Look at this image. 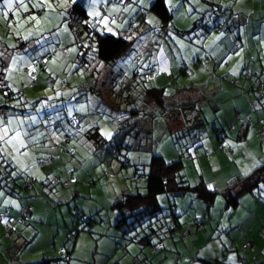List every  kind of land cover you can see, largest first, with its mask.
<instances>
[{
	"label": "crops",
	"instance_id": "obj_1",
	"mask_svg": "<svg viewBox=\"0 0 264 264\" xmlns=\"http://www.w3.org/2000/svg\"><path fill=\"white\" fill-rule=\"evenodd\" d=\"M153 1L154 0H142L141 2V0H130L127 6L122 10L118 4H109L106 0H94V2L93 0H76V2H80L85 7L90 18L94 19L95 17H98L101 19L102 17H107V28H111L114 31H120L123 34H132L134 37H136V34L132 32V27H134L137 22L138 24L136 26L141 28V30L145 29V31H147L149 29V21H151L150 19L152 16L147 10ZM214 1L216 0H165V3L172 11L173 27H177L185 32V30L192 27L194 20L198 18L204 10L213 8L214 11H218L216 7L223 9L222 3H220V6L216 5V7H214ZM37 2L38 0H25L30 11L25 12L23 9H19L20 14L17 17L15 15L17 9L13 8L12 10H8L7 6L4 4V0H0V44L3 45L0 47V49L2 48L0 52L4 54L3 59L6 61L5 80L9 89L13 91L14 89L21 88L20 85H23V83H26V85H29L30 87L37 86V83L34 86H31L29 84V75L20 71L21 67L27 63L22 56L27 54L11 53L6 59L4 53V48L15 49V47H19L17 50L22 52L24 47L32 43L35 36L31 35L30 32L35 30L36 22L28 19L30 15H36L37 17L39 15L47 16L51 11L52 13L57 14L49 15L48 24L53 26L56 21H58L57 23L60 26H57L59 33L61 32L60 35H63L65 40L68 41L65 48L67 54L70 53L77 55L79 52L78 44L76 42L77 39L70 28V22L75 19L71 11V5L73 4L72 0H68L66 6H62L65 4V0H48L52 7L45 9L33 8L32 5ZM241 6V4L237 3L233 4V6L228 5L230 11L228 14L225 12V18L222 21H230V23L237 24L241 18V22L244 24L241 27V32H244V27L247 26L248 22L251 23L250 32L253 29H256V32L264 30V13H261L262 9L253 5L250 10L246 11V8L240 9ZM52 8L53 10H51ZM4 11H8L7 17H4ZM145 11H147L146 16H139L137 17L138 21H136V23L133 25L130 24L129 18L131 16H138L141 12ZM95 13H99L100 15L96 16ZM232 13H234V15ZM240 14L243 15V17L239 16ZM53 16L56 17L55 21ZM250 17H253L258 23L252 22ZM152 18L153 21L156 22L155 17L153 16ZM113 20L115 21L114 24L112 23ZM209 22L210 20L206 22L202 21L199 28L191 34H188L186 37L178 36L175 32V35L172 33L169 37L167 36L166 38L163 37L162 39H156L155 42L151 39L154 46L156 44V47L153 46L150 52H135L142 48L140 47L139 41L136 39L132 49L120 58L127 59L128 57V60L131 61L130 68L133 70L134 77L136 74L146 75L153 71V76L147 78L152 80V85L154 84L159 87L165 86L166 93L169 96L167 100L180 102L182 105L179 104L180 108L182 107L185 110L182 112L177 110L179 112L173 113L174 117H178L175 118L176 122L181 121V125H178V128L185 129V125H190L185 122V118L189 119L191 116H194V119H200L197 128H199L201 133H196L197 131H195V127H193L191 129L194 132H192L191 137L194 139L193 143H199L208 150V154H205L204 151L202 152V158H208V161H211L215 157L217 162H223L226 160V157L220 153L216 147V141H218L220 142V146L222 145L225 148H233V155H229V157L236 160L238 167H243L242 175L245 176L250 173V171L258 168L260 164L264 163V134H261L260 132V128L264 122V88L260 93L257 92L258 89H256L258 83L264 81V42L260 39H255L253 45L250 43L246 46L242 42V38L233 35V33H228L229 30L216 31L213 29L207 31L208 27L211 26V23L209 24ZM53 30L54 27H52L51 31ZM253 33H255V30H253ZM145 43L149 44V41L147 40ZM232 44H240L242 47L232 48ZM249 47L250 55H252L251 59L248 58L249 53L246 51H249ZM44 50L45 47L41 48L39 51ZM240 51H242V53H240ZM205 53H208L210 56L207 62L203 61ZM239 54H241V58L236 64L232 65V61L228 62L232 57ZM255 55L257 56V60H255ZM144 58L147 60L145 68H140V64H135V61L140 63L139 61ZM177 58L183 61L186 60L189 65H192V67H189L191 70V73L189 74L190 79L186 84H182V87L174 86V88H171L168 79L174 75L176 69H179V74L183 73L181 75L189 73L186 69L187 65L186 67H181V62L175 64L171 63L174 59L178 60ZM246 59L250 60L251 69L256 73V76L251 79L243 78L242 84L241 78L236 84H231L229 79H237L236 75H238L240 71L242 72L240 67L241 64H243L242 61L244 62ZM13 60L20 62L15 63L12 67L11 61ZM257 62H262V64ZM49 63L50 59L47 60V65ZM89 67H91V65ZM12 71H15V73ZM106 74L107 72L104 71L102 76L105 78ZM39 75L40 73L37 75L36 82H38ZM163 75L166 77V80H164V82H159V78ZM222 75H225L227 79L222 78ZM102 82L104 83V81ZM12 84H14V87L16 88H12ZM237 84L240 86H238L240 89L235 88L237 87ZM254 98H263L262 100H259L260 106L258 104L259 107L257 108ZM169 101L167 104L170 105L171 101ZM192 101L196 102L194 103V107L197 110L192 107L193 105L190 103ZM19 104L23 105L22 109L17 108V103L15 104L16 107L12 108L13 113L19 111V114L13 116L9 115L8 118L5 119L7 124L13 125L14 128L17 129V123H20L21 119H37V122L39 121L37 115L32 111H29L30 108L27 106V103L22 102ZM145 109L149 113L146 114V112H143ZM237 113L240 114L241 117L250 115L252 117L251 122L245 125L242 122L237 121L235 118ZM77 116L79 119L83 117L80 115ZM129 116L131 117V120L137 121L141 119L142 122H147V124L150 125L149 130L151 133L153 130V122L151 124V120H158L160 119V116L161 119H163L158 108L153 105V102L144 97L140 101V108L134 109V112H131L130 114L127 111L125 112V118H129ZM163 116H167V114H163ZM142 117L146 119L143 120ZM117 118L118 116L115 115L114 118L111 116L108 119L102 120L108 122L109 119H113V129L117 131L118 121L121 120ZM9 121H11V123H9ZM54 121L55 124L57 122V124L60 125V133L58 136L49 131L47 134L32 137L33 140L29 142V146L33 149L38 146L36 143H42L43 141H50V143H48L46 147L40 146L42 144L39 143V146L42 147L41 151H38L37 149L32 152L30 150L27 151L26 154L29 156L28 160L25 159L26 154H22L21 156L27 163V166L31 169V179L29 180V176H27L22 182L20 179L14 182V187L17 189L18 193L15 192L10 194L4 191L6 195L16 197L17 202L9 203L8 199L1 198L6 203L4 206L6 211L2 216L0 212V234L3 229H6L8 226H12V230L9 232V238L3 237V239L0 235V247L3 248L2 251L0 250V264H42L43 262H49L51 260H59L58 258H53V256H44V252H42L41 260L32 261V257L25 253V250L31 253L29 245L36 239L39 244L42 242H49V245L55 244L56 234H59L60 242L58 245L61 246L62 242L64 243L67 241L66 234L71 226L69 233L73 227L77 226L76 228H80L81 222L78 220L77 212H80V214L87 218L89 217L85 205H90V203L86 198H91L93 196V190L90 191V185L88 187V191L90 192H84L81 190L87 185V182H85L86 184L82 182L86 180H84L85 178H83L81 174L84 172L92 173L91 171L94 169V166L92 169L83 166L84 157L80 160L75 158V151L77 152L78 148L75 147V150H72L71 148H60L59 145L62 142H65L64 140L68 143L69 137L73 136L74 133L79 130L84 132L83 134L86 137V131L95 125V123H93L94 120L90 121L89 127H85L81 126V123L83 121L86 122L87 119H80V123L78 121L77 127L74 128L72 132H68L65 129L62 118ZM209 121L213 125V128L210 131L208 129ZM1 124L2 123H0V125ZM36 127H38V125ZM221 129L226 132V136L222 141H219V138L216 137V133ZM116 133L117 132H115V134ZM24 138H27V136H24ZM134 147L138 149V145H135ZM81 153H83L84 156H94L95 149L92 150L90 154L87 151H81ZM195 156H201V154ZM48 157L53 158L51 163L44 167L37 166V161L40 158ZM191 160L195 162L196 159L191 158L188 162ZM196 161H199V159ZM229 162L231 167L228 168H224L225 166L223 164L219 165L221 167V176L224 178L223 181L225 182L230 181L231 177L235 175L230 174V172L232 171L233 173V169L235 171L237 169V167L235 168L233 161L230 160ZM80 166L81 168H79ZM200 166L201 165H199V168H201ZM66 171H69V173L66 174ZM106 173L107 171L103 172V174ZM50 178H53L52 181L50 180L47 182ZM56 178H59L60 181H56ZM71 178L74 180H71ZM106 178L107 182L105 183L98 184L97 181H93L96 183L94 185H96L97 191L102 192L104 197L106 194L103 188L110 190L111 194L116 191L117 188L121 191L125 190L127 182L121 179V177L112 176ZM31 180H33L32 183ZM66 180H69L70 182L67 183ZM77 183L80 184V189ZM20 184L22 185L21 189ZM56 186H58L59 189H54ZM238 187L239 186H237L235 190H237ZM65 189L66 193L64 191ZM212 189L214 188L212 187ZM119 193L121 192L119 191ZM79 196L85 197L84 200L81 199L83 206L78 204ZM72 197L75 198V206H77V212H75L77 215L76 218H74L72 213V207L70 206L69 208L62 204L64 201L71 200ZM116 197L117 196H113V201ZM260 199H262V201ZM91 201L94 200L91 199ZM30 204L34 207L33 211L31 213L28 212L23 214L22 219L18 220L17 217L20 216L21 209ZM255 207L256 210L260 207L258 212H255ZM227 208L229 209L230 207L225 206V209ZM224 212L229 214L226 210H224ZM41 216L44 217L42 218ZM28 218L34 220L32 225L31 223H26ZM227 218L231 220V223H228L227 225V237H229L230 243L227 247L223 244V248L227 250H234L236 248V255L233 258L234 261L233 263H229L228 260H226L228 256L224 254L221 261L209 262L212 260L211 259L206 261V264H237L240 262V257L243 255L251 259L248 264H264V253L261 252V246L264 242V192H259L258 194L256 192H246L241 194L237 205L231 208V212L227 215ZM54 219H57L55 223H52L54 227L53 230H55L53 233L54 235L52 234L49 239H45L46 233L44 230L42 231V228H45L50 221ZM5 220H7L8 223H4ZM36 221L38 223H35ZM15 226L17 228L16 231ZM30 230H32V232H30ZM77 236L78 233L72 241H75ZM250 239L255 242L254 248H251L248 251H243L242 247L244 243ZM29 241L30 243L27 244ZM114 242L116 243V240ZM164 244L165 241L164 243L161 242L162 247ZM128 247L134 249V255L139 252L133 243H130L129 245L126 244L125 250H127Z\"/></svg>",
	"mask_w": 264,
	"mask_h": 264
},
{
	"label": "rangeland",
	"instance_id": "obj_2",
	"mask_svg": "<svg viewBox=\"0 0 264 264\" xmlns=\"http://www.w3.org/2000/svg\"><path fill=\"white\" fill-rule=\"evenodd\" d=\"M233 3L241 4L242 6L240 9L246 8V11L250 10L251 7L255 5L262 9L261 13H264V0H233ZM51 10H53V8ZM52 14L57 15L51 11L47 16H38L41 23L39 25L35 23V30L31 31V35L35 37L30 45L24 47L22 52L17 50L19 47H15V49L4 48L6 59L11 53L27 54L22 56L27 63L24 64L20 70L27 75L33 71V64L38 58L45 56L47 60L50 59V63L44 68V70L39 71L40 75L37 86L30 87L29 85H26V83H23V85H20L21 88L14 89L13 92L15 93H18L19 91L23 92V95L20 98L15 97L14 99H6L3 98V94L0 93V105L5 103L4 105L9 106V115H18L19 111L13 113L12 108L16 107L15 104L17 103V108L22 109L23 105L19 103L23 102L27 103L29 108L32 104L35 105V107L30 108L29 111L35 113L39 120L37 122V119H21V122L17 123V129H15L13 125L7 124L5 119L0 120V123H2L0 129L5 127L8 128L9 137L15 135L16 132H20V140L26 145V147H20V142L14 141V147L13 145H6L3 141H0V150H5L3 157H0V171H4V165L7 162L13 166L14 175L22 178L20 180L21 182L24 181L27 176H29L30 180L32 177L31 169L21 157L22 154L29 150L31 152L36 149L41 151L42 147L40 146L46 147L47 144L50 143V141L39 142L42 144L40 146L39 143H36L39 147L37 146L38 148L36 147L33 149L29 146V142L33 140L32 137L47 134L49 131L58 136L60 133V125H58L57 122L55 124L54 120L57 121L58 119L60 120V118L63 120L65 129L68 132H72L76 127H71L67 122V119H70L73 114L83 116L80 119H87L86 122L83 121L81 123V126L89 127L90 121L94 120L93 123L98 126L100 135L105 138V142L103 143V146L99 147L96 145V148H94L95 144L89 142L84 136V132L79 130L76 131L73 136L69 137L68 143L64 140L65 142H62L59 145L60 148H71L72 150H75V147L78 148V151H75V158L80 160L84 157L83 166L90 167V169L94 166V169L91 171L93 174L90 172H84L81 174L82 177L85 178L84 180L89 182L88 185H85L81 190L84 192H90L93 190V196L91 198H86L90 205H85V209L88 212L87 215L93 220V223L89 225L91 232L89 233V231L81 230L80 228L83 225L81 222L80 228L77 229L78 236L75 241H72L70 237L69 230L71 229V226L66 234L67 241L65 240L66 242H62L61 246L58 245L60 242L59 234H56L55 244L49 245V242H42L39 244L37 239L31 243L29 241L27 244L30 243L29 250H31V253L27 250H25V253L32 257V261L41 260L42 252H44V256H53V258L62 260L64 255L67 254L64 253L63 249H65L69 251V253L68 257L62 261L64 264H136L134 261V249L128 247L127 250H125V245H129L130 242L125 240L126 237H120L119 230L114 226L117 212L113 210V213H115L113 214L109 209L110 204L114 202L113 196L118 197L124 191L117 188L116 191L111 194L110 190L103 188L106 194L104 197L102 192L97 191L96 185H94L96 183L93 181H97L98 184L107 182L106 175L103 174V172L107 171L111 173L113 177H121V179L127 182V186L130 188L144 192L145 182L139 177V174L147 171L146 164L149 162L151 155L160 154L165 158H178V155L185 152L184 148L187 145H191L194 139L191 137L190 133H187V131L185 132V129L172 131L169 121H167L162 115V120L153 119L152 121L153 131L150 133V140H148L147 143L149 149L143 147V145L146 144L145 138H141L143 136L145 137L146 134L144 135V132L141 133V131H135L133 134L127 135L125 142L131 141L141 147L138 149L134 147L130 150L123 148L120 152V156L113 157L111 153L113 146L120 139L121 131L122 133H125L127 129L123 128L118 136H114L116 130L113 129V125L104 122L102 119H108L111 116L114 118L115 115L118 116L117 119H124L126 111L130 112L136 108H140V101L144 95H147L146 89L151 87V84L143 78L134 77L133 70L130 68L131 61L128 60V57L127 59L120 58L115 64H113L114 66L111 65L112 67H108L99 63L100 61L96 57L94 59L90 58L89 53L85 54L84 57H77L70 53L67 54L65 48L68 41L65 40L63 35H60L61 32L59 33L58 30V27H60L57 23L58 21H56L53 26L48 24L49 15ZM152 17L150 19L151 21H153ZM53 19L55 21L56 17L53 16ZM250 19L252 22L258 23L253 17H250ZM137 24L138 22L135 24L133 32L140 37L137 38V40L142 48L135 52H150L154 46V43L151 40L153 36L150 34V30H141V28L136 26ZM52 27H54L53 31H51ZM250 29L251 23L248 22L247 26L244 27V32H241L242 42L246 46L250 43L253 45L255 39H260L264 42V30L256 32V29H253L255 30V33H253V30L250 32ZM147 40L149 41V44L145 43ZM43 47H45V50L39 51ZM231 47L241 48L242 46L240 44H232ZM246 51L249 53L248 58L251 59L252 55H250V47L249 51ZM240 53H242V51H240ZM240 58L241 54L232 57L228 62L232 61V65H234ZM256 58L257 56L255 55V60H257ZM177 59L178 60L174 59L171 63L175 64L181 62V67H186L187 65L186 69L189 73L181 75L183 73L179 74V69H176L174 75L168 79L171 88H174V86L182 87V84H186L190 79L189 74L191 73V70L189 67H192V65H189L186 60L183 61L179 60V58ZM13 61H11L12 67L14 66ZM18 62L20 61H15V63ZM139 62L140 63L135 61V64H140V68L146 67L147 60L145 58ZM97 63H99V71L97 69ZM257 63L262 64V62ZM88 64H91V67L94 64V73H92V68L89 67ZM240 67H242V64ZM104 71L107 72V77L105 78L106 82L103 84L101 83V76L104 74ZM12 72L15 73V71ZM240 73L242 72L240 71L236 77L238 81L241 78L242 84V79L245 77ZM164 80H166L164 75L159 78V82H164ZM236 86V89H240L238 88V84ZM11 87L16 88L14 87V84H12ZM24 96L26 97V101H24ZM254 99L256 102V98ZM262 99L263 98H260L259 100ZM258 104L260 106L259 102ZM258 104L256 105V108L259 107ZM174 109L182 110V107L175 106ZM143 112H146V114L149 113L146 109L143 110ZM143 122L142 129L149 133L150 125L147 124V122ZM185 122L191 124L189 119ZM171 124L173 126H178L181 125V121L176 122V120H172ZM37 125L38 127H36ZM190 126L185 125V128L189 129ZM212 126L213 125L209 121V131L212 130ZM198 130L199 128L195 129V131ZM107 133H111V135L109 136ZM0 134H2V132H0ZM24 136H27V138H24ZM216 143L217 149L226 157V160L223 162H217L215 157L211 161H208V158H202V154L201 156L193 157V159H199V161L195 160V162L192 160L188 162V158H184L185 174L191 182H197L201 179L207 183L209 187L216 189L217 196L214 204L210 209L203 211L202 209H199V203H190L189 196L177 197L175 211L179 215V220L181 222L180 226L174 228L172 232L168 230V232H163L151 237V242L156 243V245L159 243L161 244V242L164 243L165 241L163 247L161 245L160 248L158 247L157 251H149V246L134 244L139 252H142L143 249V254L147 255L146 257H143V261L141 260L137 264H206V261L211 259L214 262V258L221 260L224 254L228 256L226 260H228L229 263H233V258L236 255V248L234 249L235 251L233 249L227 250L223 248V244L227 247L230 243V239L227 237V225L228 223H231V220L227 218V215L230 214L231 208L225 209L226 200L222 191L232 183H236L234 178L243 174V167H238L236 160L227 156L226 152L222 150L220 142L216 141ZM17 149L19 150L17 151ZM94 149V156H84L83 153H81V151H87L90 154ZM124 155L128 159L127 165L123 164L124 157L122 156ZM25 159H29L28 154H26ZM230 160L233 161V164L237 169L236 171L233 169V173L232 171L230 172L232 175L235 174V177L233 176L230 181L225 182L223 181L224 178L221 176V167L219 165L223 164L225 166L224 168L231 167ZM199 165H201V168H199ZM79 168H81V166ZM52 179L53 178L48 179L47 182L50 180L52 181ZM89 185L90 191H88ZM78 186L80 189V184H78ZM54 189L59 188L56 186ZM64 191L66 193V189ZM119 191L121 193H119ZM0 192L4 193L3 198L17 202L16 197L6 195L3 190H0ZM1 198L2 197H0V201H3ZM84 198L85 197L83 196H79L78 204L80 206H83L81 199L84 200ZM91 199L94 201H91ZM260 200L262 201V199ZM5 204L4 201L0 203L1 216L5 211ZM62 204L69 208L71 206L74 211H72L74 218L77 217L75 214V212H77V206H75L74 197H72L71 200L64 201ZM259 208L260 207L256 210L255 207V212H258ZM224 210L228 211L229 214L224 212ZM41 217L43 218L44 216ZM57 219L50 221L45 228H42V231L44 230L46 233L45 239H49L50 235L52 236L55 232L52 223H55ZM32 222H34V220L31 218L26 220L27 224L31 223L32 225ZM35 223L38 222L36 221ZM168 225L165 227L166 229L171 227V225L169 227ZM16 229L15 226V231ZM11 230L12 226L3 229L0 234L1 237L9 238L8 233L11 232ZM77 230H73L72 233H75ZM30 232H32V230H30ZM115 240L118 243H115ZM2 249L3 248L0 247L1 251ZM261 249L264 250V243L261 246Z\"/></svg>",
	"mask_w": 264,
	"mask_h": 264
},
{
	"label": "trees",
	"instance_id": "obj_3",
	"mask_svg": "<svg viewBox=\"0 0 264 264\" xmlns=\"http://www.w3.org/2000/svg\"><path fill=\"white\" fill-rule=\"evenodd\" d=\"M130 0H106L109 4H118L121 9L123 10L128 2ZM215 3V4H214ZM214 7L220 6V3L223 5V9L216 7L218 11H214L213 8H208L204 10V12L201 13V15L194 20V23L190 29L185 30V32L181 29H178L177 27H173L172 22V11L167 7L165 0H154L149 9L147 11L150 12L151 16H154L156 19V22L152 21L149 26L150 34L153 36L151 38L152 40H155L163 37L166 38L169 37L172 33L175 35V32L178 34V36L186 37L188 34H191L193 31L197 30L199 26L201 25V22L210 20L209 24L211 26L208 27L207 31L210 30H229L228 33H233V35H237L239 38H241V27L244 25L243 22H241V18L239 19V22L237 24L228 22H223L222 20L225 18V12L226 14L229 13L230 7L233 6V0H216L214 1ZM236 4V3H235ZM71 11L72 15H74L75 19H73L70 22V28L75 34V37L77 39V44L79 48V52L77 53V57H84L85 54L89 53L90 58L94 59L95 57L100 61L102 65H106L108 67L114 66L115 62L119 60V58L124 55L125 53H128L135 43L136 39L138 38V34H136V37L132 34H123L120 31L112 30L109 32L107 30V27L102 25L99 21L100 18L95 17L94 19L90 18L87 11L85 10V7L80 2H75L71 5ZM147 11L141 12L138 16H131L129 18L130 24L136 23L137 17L139 16H146ZM211 11V12H210ZM234 15V13H232ZM216 16V17H214ZM242 16L243 15H239ZM214 17V18H213ZM135 28L132 27V32ZM82 36V38H81ZM158 45V44H157ZM3 45L0 44V47ZM156 46V44H155ZM2 48L0 49V51ZM90 51V52H89ZM1 53V52H0ZM4 56V55H3ZM3 56L0 57V93H2V97L6 99H13L15 97H21L23 95L22 91H19L18 93L13 92V90L9 89L7 86L6 80H5V72H6V61L3 59ZM210 56L208 53H205L203 56V61L207 62L209 60ZM39 61H43L44 65L40 66L37 65ZM94 63V62H93ZM99 63H97V69L99 68ZM246 64H249V69L252 71V75L246 74L244 71V66ZM89 65V64H88ZM91 65V64H90ZM89 65V66H90ZM112 65V66H111ZM47 67V59L45 56H42L41 58H38L34 64L33 69L35 71H32L29 73L30 82L31 85V79L33 74L34 84L31 86H34L37 82V75L39 74L40 70H44V68ZM92 73L95 71L94 64L92 66ZM242 75L246 78H253L256 76V73L251 69V62L250 60L246 59L244 60L242 64ZM107 75V74H106ZM153 76V71L144 75V74H136V78H143L149 84H151V87L146 89L147 95H144L145 99H148L149 101L153 102V105H155L159 113L161 115L167 114V116H164L167 121H169V125L171 127V130H178L181 128H178L176 125H172V120H176L173 113L179 112L175 108V106H179L180 102L177 101H171V104H167L169 100L168 95L166 93V87L165 86H155L152 85V80L147 79ZM107 76H105L106 78ZM103 76H101V81L106 82ZM222 78L227 77L225 75H222ZM232 80H236L235 83H232ZM236 78L229 79V82L231 84L237 83ZM103 83V82H102ZM103 83V84H104ZM264 88V81H261L257 85V92H261V90ZM100 97V96H98ZM101 98V97H100ZM24 101H26V97L24 96ZM169 101V102H170ZM259 98L256 99V104H258ZM4 103V102H3ZM195 108L196 102L192 101L190 102ZM5 104V103H4ZM0 105V110L6 111V117L3 119H7L9 116V106L7 105ZM181 105V104H180ZM182 106V105H181ZM35 105L32 104L30 108H34ZM196 109V108H195ZM194 109V111H195ZM184 111L185 109L182 108ZM182 110H180L182 112ZM197 110V109H196ZM133 111L128 112L129 114ZM133 114V113H132ZM76 118L79 123L80 119L76 114H73L70 119H67L69 125L72 127V118ZM131 117L129 116L121 119L118 121V130L117 133L114 136H118L120 131L125 128L127 129L125 133H122L120 135V139L118 142L113 146V150L111 151L113 157H117L121 155V150L125 148L126 150H130L134 148L136 144L132 143L131 141H126L127 135L133 134V132H144V135H148L145 137V147H147V143L149 139V135H151V131L149 130L146 132L142 129V120L139 119L137 121L131 120ZM237 121L242 122L243 124L247 125L251 122L252 117L250 115L241 117L240 114H236L235 116ZM142 119H146L142 117ZM186 119V120H185ZM184 120L187 121L188 119L185 118ZM113 119H109L108 123L112 124ZM131 120V121H130ZM162 120V119H159ZM200 119H194V116H191L189 118L190 126L189 129L185 128V132L190 133L192 136V132H194L191 128L194 126L195 129L198 127L197 124H199ZM153 119L151 120L152 124ZM145 122V121H144ZM78 124V123H77ZM122 125V126H120ZM77 127V126H75ZM153 127V125H152ZM262 128V127H261ZM260 128V130H261ZM153 129V128H152ZM183 130V128L181 129ZM88 131V132H87ZM85 135L88 138L89 141H92L96 145L101 147L103 146V143L105 142V138L100 135V132L98 130V126L95 124L93 127L89 130H87ZM153 131V130H152ZM124 132V131H123ZM170 133L169 131H167ZM196 133H201V131H197ZM195 133V134H196ZM216 137L219 138V141H222L224 137L226 136V132L221 129L217 131ZM220 135V136H219ZM86 138V139H87ZM130 140V139H129ZM137 142V141H135ZM194 142V141H193ZM126 143V144H125ZM138 145V144H137ZM194 145V146H193ZM190 147V149L187 151V149ZM193 146V147H192ZM141 146L138 145V148ZM222 147V145H221ZM136 148V147H135ZM149 149V148H148ZM185 152H182L178 155V158H165L160 154H152L149 162L147 165V171L144 173H140L139 177L143 179L145 182V190L144 192H140L138 189H133L127 186L123 193H121L112 204H110L109 209L112 211L115 210L117 212L116 221H115V227L119 230V236L120 237H126L125 240L141 246H149V251H157L158 247L160 248L161 244H157L151 242V237L153 235H159L163 232L173 231L174 228L179 227L181 222L179 220V215L176 213L175 208L177 206L176 199L177 197H183V196H189V201L192 204L193 202L199 203V209H202L203 211H206L210 209V207L214 204V201L216 199L217 191L209 187L207 183H205L203 180L199 179L197 182H191L186 174H185V164H184V158H188L190 160L195 155H200L204 151L205 154H208V150L205 149L201 144L193 143L191 145H187L185 148ZM192 149V150H191ZM70 150V149H67ZM223 151L227 153L228 148L223 147ZM201 151V153H200ZM126 155V154H125ZM124 157V165H127L128 159L126 156ZM233 155V154H231ZM230 155V156H231ZM43 160H49L48 163L41 164V161ZM51 160H53L52 157L48 158H40L37 161L38 167H44L47 166L49 163H51ZM4 171H0V190H3L7 193L13 194L17 192V189H15V184L17 180H21L22 178L19 176L14 175L13 166H11L9 163L6 162L4 165ZM71 172V171H70ZM69 173V171H66V174ZM106 177H112L113 175L109 172H107ZM68 179V178H67ZM60 181L59 178H56V181ZM236 182L235 184L232 183L231 185L227 186L224 191H222L225 199H226V206L233 208L237 205L239 198L241 194L249 192V193H259L264 192V187H261L264 185V163L260 164L258 168L250 171V173L246 174L245 176H237V178L234 179ZM33 180H31V183ZM67 183H69V180H66ZM84 184H86V181H82ZM30 183V182H29ZM87 181V185H88ZM26 186V185H25ZM237 190H235V188ZM22 188V185L20 184V189ZM19 191V189H18ZM18 193V192H17ZM190 194V195H189ZM173 197V198H172ZM175 198V199H174ZM32 205V204H30ZM27 206V205H26ZM23 209V208H22ZM21 209L20 216L17 217L18 220L22 219V215L25 213H31L33 210L28 212H23ZM34 209V207H33ZM6 211V210H5ZM5 211L3 215L5 214ZM115 214V213H113ZM78 220L83 223L81 226V230H86L91 232L89 225L93 223L92 218L85 217L84 215L80 214V212H77ZM173 224H172V223ZM171 223L170 225H168ZM168 225V229L165 227ZM175 226V227H174ZM10 227V226H8ZM77 227V226H76ZM73 227L70 231V234L73 230H77L78 228ZM9 234V233H8ZM71 238L74 240V238L77 235V231ZM10 237V236H9ZM251 240V239H250ZM253 241V240H252ZM264 241V236H263ZM254 242V241H253ZM118 243V242H116ZM264 243V242H263ZM255 246V245H254ZM254 246L252 248H254ZM243 250V248H242ZM250 250V249H248ZM243 250V251H248ZM64 252L67 254L64 255V258L62 260H51L49 262H43L42 264H50L51 262L55 261L60 264L62 263L65 258L68 257L69 251L64 249ZM261 252L264 253V250L261 249ZM146 257V254H143L142 252H137L134 255V261L137 264L139 261H143V257ZM245 260V261H244ZM250 258H247L246 256L240 257V263L241 264H248L250 262ZM221 261L220 259L214 258V262ZM209 262H213L212 260ZM68 263V262H67Z\"/></svg>",
	"mask_w": 264,
	"mask_h": 264
},
{
	"label": "snow or ice",
	"instance_id": "obj_4",
	"mask_svg": "<svg viewBox=\"0 0 264 264\" xmlns=\"http://www.w3.org/2000/svg\"><path fill=\"white\" fill-rule=\"evenodd\" d=\"M67 2L68 0H65V4L62 5V6H66L67 5ZM73 3L76 2V0H72ZM94 2V0H93ZM142 2V0H141ZM4 4L7 6V9L8 10H12L13 8H16V12H15V15L18 17L19 16V9H23L25 12H29L30 9L28 7V4L25 3V0H4ZM33 8H36V9H45V8H50L52 7V5L48 2V0H38L37 3L33 4L32 5ZM4 17H7L8 16V11H4L3 13ZM96 16H99L100 14L99 13H95ZM29 20H34L36 22L37 25H39L41 23V20L39 17H37L36 15H30L28 17ZM102 25H104L105 27H107V23H108V18L107 17H102L99 21ZM150 23L152 21H149ZM112 23L114 24L115 21L113 20ZM107 30L109 32L112 31L111 28H107ZM31 34V32H30ZM27 38V37H25ZM4 54L3 53H0V57H2ZM15 64V61H13V65ZM33 71H35V69H33ZM3 118H0V120H2ZM9 123H11V121H9ZM0 132H2V134H0V141H3L6 145H14V141H19L20 142V147H26V145L22 142V140H20V136H21V133L20 132H16L15 135L9 137L8 136V133H9V130L8 128H3V129H0ZM107 135H111V133H107ZM19 149H17L18 151ZM4 151L5 150H0V157H3V154H4ZM26 154V153H24ZM261 187H264V185H262ZM4 196V193L3 192H0V197H3ZM3 201H0V203H2ZM9 203H15L14 201H8ZM4 223H8L7 220L4 221Z\"/></svg>",
	"mask_w": 264,
	"mask_h": 264
},
{
	"label": "built area",
	"instance_id": "obj_5",
	"mask_svg": "<svg viewBox=\"0 0 264 264\" xmlns=\"http://www.w3.org/2000/svg\"><path fill=\"white\" fill-rule=\"evenodd\" d=\"M37 65L43 66L44 63H43V61H39L38 64H36V66H37ZM244 71H245L246 74H248V75H252V74H253L252 71L249 69V64H246V65L244 66ZM34 82H35V81H34V79H33V74H32L31 85H33ZM231 82H232V83H235L236 80H232ZM0 116L3 117V118H5V117H6V111H5V110H0ZM72 119H73L72 126H73V127L77 126L78 120H77L76 118H74V117H73ZM261 133L264 134V122L262 123ZM219 136H220V135H219ZM219 138H221V136H220ZM222 149H223V146H222ZM233 152H234L233 148H231V147L228 148L227 153H228L229 155L233 154ZM48 162H49L48 160H43V161H41V164H45V163H48ZM71 180H74V179L71 178ZM31 210H33V206H32V205L24 206L23 209H22V211H23L24 213H25V212H28V211H31ZM73 236H74V234L71 233V234H70V237L73 238ZM251 247H252V245H251V241L248 240V241H246V242L244 243V245H243L242 248H243V250H247V249H250ZM244 261H245V260H244ZM50 264H60V263L53 261V262H51Z\"/></svg>",
	"mask_w": 264,
	"mask_h": 264
},
{
	"label": "bare ground",
	"instance_id": "obj_6",
	"mask_svg": "<svg viewBox=\"0 0 264 264\" xmlns=\"http://www.w3.org/2000/svg\"><path fill=\"white\" fill-rule=\"evenodd\" d=\"M48 161H49V160H48ZM32 206H33V205H32ZM74 235H75V234H74ZM250 241H251V245H252V247H253V246H254V242H253L252 240H250ZM252 247H251V248H252ZM251 248H250V249H251ZM247 250H248V249H247Z\"/></svg>",
	"mask_w": 264,
	"mask_h": 264
}]
</instances>
